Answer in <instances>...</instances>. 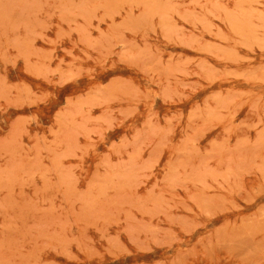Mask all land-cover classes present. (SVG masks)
<instances>
[{
    "label": "rangeland",
    "instance_id": "1",
    "mask_svg": "<svg viewBox=\"0 0 264 264\" xmlns=\"http://www.w3.org/2000/svg\"><path fill=\"white\" fill-rule=\"evenodd\" d=\"M0 264H264V0H0Z\"/></svg>",
    "mask_w": 264,
    "mask_h": 264
}]
</instances>
